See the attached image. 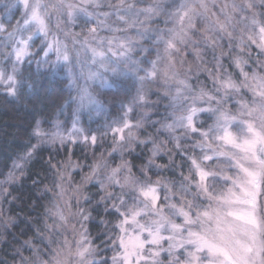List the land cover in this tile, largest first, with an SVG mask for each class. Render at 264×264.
<instances>
[{
    "label": "snow or ice",
    "instance_id": "1",
    "mask_svg": "<svg viewBox=\"0 0 264 264\" xmlns=\"http://www.w3.org/2000/svg\"><path fill=\"white\" fill-rule=\"evenodd\" d=\"M142 2L80 0L77 4L68 0H0L7 17L6 21L0 22V47L11 48L5 55L15 57L11 74L0 70V84L9 94L15 95V65L30 55L34 37H48L53 17L58 29L62 22L74 23L81 15L94 17V26L88 32L96 46H89L87 39L83 42L92 54V63H99L104 72H110L114 77L131 74L135 78L133 83L139 84L136 95L126 106L120 126L111 128L114 138L119 137L115 143L122 145L127 141L131 147L135 140L154 145L151 158L139 169V175L132 171L128 161L122 160L107 170L100 181V189L104 192L100 202L106 205V212L116 215L112 224L114 231L105 242L114 253L110 257L111 264H264V60H255L251 73L246 70L252 59V46L264 57V0H229L223 4L217 0H152L146 7H138ZM105 6L108 11H99ZM14 12H20V18L12 24ZM113 17L115 21L109 24ZM161 17L165 18L164 29L150 27ZM233 20L237 23L247 21L239 28L238 34ZM198 21L207 23L198 27ZM33 26L34 30H31ZM137 26L142 29L136 32L138 39L128 36L127 30ZM100 30L125 35L104 37L98 34ZM25 32L29 33L26 38L23 36ZM147 39L157 48L162 44L163 53L157 51L156 58L148 61L150 66L141 67L140 62L132 60L130 53ZM225 39L227 51L220 43ZM54 46L57 61L70 63L67 46L62 49L58 39L46 45L44 56L47 57ZM233 48L237 50L234 55ZM208 49L212 50L216 61L215 73L200 67ZM217 49H220L219 55ZM141 50L148 51L146 48ZM108 53L116 59H111ZM189 56L193 60L190 61ZM225 56L239 70L241 79H233L230 73L222 77L221 61ZM161 61L164 62L163 68L159 67ZM178 65L185 70L184 78H180ZM194 67L196 72H209L214 90L200 88L197 92L193 89L187 74L192 73ZM68 71L71 76V67ZM98 75V72H89L88 78L94 79ZM146 83L155 84L158 89L164 85V97L170 95V83L176 85L174 94L170 95L171 122L166 118L161 129L169 133L183 129L184 135L196 137L195 147L200 149L198 157H189L191 167L188 175L181 173L179 187L160 179L151 180L148 170L160 144L151 137L139 140L132 132L133 128L143 127L139 121L133 124L128 115L133 111V105L147 102ZM233 96L240 97L236 100L235 112L225 107ZM78 98L81 104L85 99L97 103L86 88L80 90ZM198 113H211L214 123L207 128L198 126L195 122ZM54 126L59 129V122ZM33 135L40 139L50 135L53 143L56 139L64 141L59 131L45 133L39 122ZM68 138L71 139V133ZM96 139L95 135L91 136L93 144ZM36 147L32 145L23 158L31 157ZM14 167L22 165L15 164ZM101 168L107 169L103 158L82 177L83 183L77 189L94 179L99 180ZM12 178L10 173L8 180ZM59 178L64 180V174L61 173ZM161 186L165 190L163 197L160 195ZM54 188L59 189L55 194L62 197V186L57 183ZM46 211L53 220L46 225L49 233H59L63 239L49 235L45 238L43 251L26 241L25 244L33 250V257H25L21 252L20 264H109L108 259H96L100 246L94 244L83 224V231L73 247V242L64 234L68 217L58 205ZM78 215L82 221L91 218L84 208L79 209ZM101 223L107 228L109 222Z\"/></svg>",
    "mask_w": 264,
    "mask_h": 264
},
{
    "label": "rangeland",
    "instance_id": "2",
    "mask_svg": "<svg viewBox=\"0 0 264 264\" xmlns=\"http://www.w3.org/2000/svg\"><path fill=\"white\" fill-rule=\"evenodd\" d=\"M68 2L78 4L80 0H68ZM217 2L223 4L225 2H229V0H217ZM108 10L109 9L106 6L99 9V11ZM89 11H92V9H89ZM19 18L20 12H14L11 23L15 24L16 20ZM94 19V17L89 18L81 15L76 19L74 23L62 22L58 29L55 27L56 21L53 17L49 25L50 31L48 37L45 38L42 35L34 37L29 48L30 55L25 57L23 60V62L25 60L32 61L38 70L45 71L50 76L65 79L66 87L68 90V98L67 102L63 105L61 110L56 113L53 119L48 121L47 124L44 123L43 119H37L27 142L26 150L13 160L9 171L7 172L5 177L0 180V248L2 244L6 242L12 243L7 238V234L11 231V225L14 222L10 207L14 204L15 200L10 191V186L18 183L21 177L25 174L27 162L32 156L27 160H25L23 157L24 154L31 148V146L37 145L35 150L38 147L44 146L49 149V152L54 151L56 147H61L62 145H68L69 149L77 146V148L79 147L78 149L81 148L85 153L86 160L79 161L77 158L68 155L67 157L59 161H52V170L47 177H44V196L41 198L42 208L40 210L42 213V219L37 225L36 236L33 240L29 239L20 241L19 245H14L12 243L13 245L11 246V254L14 255L16 259H12L11 261H9L11 264H20L21 252L25 257H33V250L32 248H29L27 244H25L26 241H31L32 245L43 251L46 244L45 238L49 235H53L54 239H63V236L59 233H49L46 227L47 224H51L53 222V220L49 216V213L46 211L47 209L52 208L53 205H58L63 211L64 215L68 217L69 223L67 226V231L64 232V229H61V232H64V234L67 235L69 241L73 242L74 247L75 240L79 239V233L83 231L81 224H83V226L87 228L88 221H82L81 217L78 215L80 208H84L88 211L90 204H86V201L89 199L87 188L89 186L97 187L99 194L94 200V205L99 202L105 208L106 205L103 202H100L101 197L104 195V192L100 189V181L103 180L107 170L116 167L122 162V160L128 161L130 164L131 156L134 154H138L142 156V162L137 161V169L136 171H134V173H137L139 175V169L142 166L148 164V161L151 158V152L154 147L152 142L141 144L137 143L134 140L131 144V147H128L127 141H125V143L122 145H117L115 143V141L119 137L116 136L114 138L111 128L120 126V121L124 116L126 106L131 103L132 98L136 95V89L139 87V84L133 83L135 78L131 74L128 76L114 77L112 73L104 72V70L100 68L99 63H92V54L87 50V47L83 42L85 41V39H87L89 46H96V41L90 37L88 32V29L94 26ZM140 19H143V16H141ZM164 19V17H161L159 19V24H151L150 27H158L164 29ZM6 20L7 17L4 15L3 5L0 4V22H4ZM86 20H88L89 22L86 23ZM113 21H115V17H113L109 21V24H112ZM205 23L207 22L198 21V27H203ZM243 23H247V21ZM243 23H237V20L232 21V24L236 26L237 34L239 28L243 27ZM168 26L170 27L171 25ZM119 27L123 28L124 26L119 25ZM31 30H34V26ZM139 30H142L139 28V26H137L136 28L128 29L127 35L133 37L134 39H138L136 37V32ZM28 34V32H25L23 33V36L26 38ZM98 34L104 37H111L113 35L123 37L125 35V33L123 32L113 33L107 30H100ZM54 39H58L60 41V46L62 49L64 45L67 46V51L70 56V63H65L63 60L57 61L55 46L53 50L48 53L47 57L44 56L43 50H46V45L52 42ZM220 43L224 45L223 50L227 51V39L220 41ZM235 43L236 41H233V44ZM201 47L203 48V44H201ZM142 48H146L148 49V51L145 53L141 50ZM10 51L11 48L0 47V70L4 71L6 74H11L13 65L15 63L14 55L9 57H6L5 55ZM157 51H160L162 54L163 45L161 44L157 48V46H155L150 39H147L138 44L135 50L130 53V56L133 61L140 62L141 67H149L150 65L148 64V61L154 60L156 58ZM219 51L220 49H217V55H219ZM236 51L237 50L233 48L232 54L234 55ZM108 55L111 59H116V57H111V53H108ZM225 57H227L231 62V59L228 56ZM258 58L264 60V57L259 55L258 57H256V59L252 58L253 62ZM188 59L191 61L193 60V57L189 56ZM22 63L15 65L17 68L16 93L17 87L19 85L17 76L20 73ZM215 63L216 61L213 59L212 50H206L203 60L200 63V67H206L208 69H211V71L215 73L217 71V69L214 67ZM222 63L223 62L221 61V64ZM250 66L253 69L254 63H251ZM69 67H71L72 69L71 76L69 75L68 71ZM159 67H164L163 61H161ZM178 69L180 72V78H184L186 75L184 68H180L178 65ZM246 70L248 71V67L246 68ZM232 71L226 70V68L223 67V64L220 68L222 77L225 73H230L233 76L234 70ZM89 72H98L100 73V75H98L94 79H89ZM249 72L251 73V71ZM203 73L212 80L213 84L212 76L209 75L208 71L196 72L194 67L193 72L187 74L189 77V82L193 86V89L197 92L201 88V86L198 84V79L199 76ZM118 87L127 91V96L125 98L112 100V98L108 94V91L114 90ZM175 87L176 85L174 83H170V95L174 94ZM84 88L88 90V92L97 103H90L87 99L84 100L83 104L80 103L78 94L80 90ZM164 90V85H161V87L158 89L155 84L146 83L144 85V92L147 96V102L145 104L133 105V111L129 113L128 119L133 124L138 121L143 124V127L141 128L132 129V132L136 138H138L139 140H146L151 137L157 144H160V150L158 151V154L154 158H152L153 164L152 167L148 170V176L151 177L152 181L160 179L163 183L171 182L170 186L174 185L175 187H179V184L182 180L181 174L180 178L178 176V179L173 182L168 180V178H165L161 172L165 169H174V171L178 172V164L174 161V156L177 153H180L185 155L188 159L186 171L183 173L184 175H188L189 168L191 167V161L189 157H198L200 155V149L195 147L196 137L184 135L183 129H177L174 133H169L161 129V123L164 122L166 118L168 122H171L170 113L173 111L170 106V95L169 97H164ZM0 92H5L12 97L16 96V93L15 95L9 94L6 87L2 84H0ZM239 98L240 97L233 96L228 100L225 107L235 112L237 107L236 100ZM198 106L203 107L206 105ZM37 122H39L40 128L43 129L45 133H53L59 131L63 135L64 141L61 142L60 139H56L53 143L50 135H46L42 139L34 136L33 132L37 126ZM56 122H59V129L54 126ZM195 122L198 126L207 128L209 125H212L214 123V117L211 115V113H198L197 117L195 118ZM158 129H160L159 132L157 131ZM232 131L235 132V128H233ZM69 133H71V139L68 138ZM93 135H95L97 138L95 144L91 142V136ZM85 137H88L89 139L85 140ZM114 148H116V151H113ZM35 150L33 151V154ZM141 152H143L144 154H140ZM102 158L107 165V169L101 168L99 170L100 179H94L92 182L84 184L82 187L77 189V186L83 183L82 177L87 175L90 172L92 166ZM164 158V161L161 160ZM15 164H20L22 165V167L15 168ZM53 165L55 167H53ZM10 173L13 174V178L9 181L8 177ZM61 173L64 174V180H61L59 178ZM57 183H59L64 189V194L62 197H59L55 194L59 191V189L54 188V185ZM46 189H53V191H47ZM160 195L161 197L165 195L163 186H161ZM77 200H79V204H77ZM101 221L109 222L107 228L104 224L101 223ZM115 221L116 215L114 213L112 219L102 218L100 220V233L102 234L103 241L96 244L99 245L101 249L96 256V259H108L109 264H111L110 257L114 253L112 248L110 246H107L105 242L107 240V236L111 235L114 231L112 229V224H114ZM73 225L75 226L74 231ZM89 236L92 238L90 234ZM17 250H19V252Z\"/></svg>",
    "mask_w": 264,
    "mask_h": 264
},
{
    "label": "trees",
    "instance_id": "3",
    "mask_svg": "<svg viewBox=\"0 0 264 264\" xmlns=\"http://www.w3.org/2000/svg\"><path fill=\"white\" fill-rule=\"evenodd\" d=\"M111 2L115 3V0H111ZM150 3H152V0H143L138 7H146ZM159 23L160 21L156 20L152 24ZM258 56L259 50L252 46L251 57L256 59ZM222 62L226 70H234L233 79L239 80V71L230 60L223 57ZM251 63H253L252 59L249 62L248 71L252 70ZM17 78L19 85L15 97L0 92V180L9 171L13 160L26 150L27 142L37 119H43L44 123L47 124L61 110L68 98L66 80L50 76L47 72L38 70L32 61L25 60L22 63ZM198 84L205 90L214 89L212 80L204 73L199 76ZM108 94L112 100H116L125 98L127 91L118 87L109 90ZM78 148L74 146L69 149L68 145H62L49 152V149L44 146L38 147L27 162L25 174L18 183L10 186V191L15 200L10 207L14 222L7 238L14 245H19L20 241L33 240L36 236L37 225L42 219L40 210L42 208L41 198L44 196V177L50 174L52 161H59L68 155L77 158L79 161L86 160L85 153L81 148ZM140 154L144 153L141 152ZM161 160L164 161L165 158ZM137 161L142 162V156L132 155L130 164L133 172L137 169ZM174 161L178 164V172L174 169H165L161 172L165 178L173 182L178 179V176L180 178V174L186 171L188 165L187 157L180 153L174 156ZM87 190L89 199L86 204H90L88 212L91 216L87 228L94 244H98L103 241L100 233V220L102 218L112 219L113 214L110 215L106 212L100 203L94 205V200L99 194L96 186H89ZM12 243L2 244L0 264H11L9 261L16 259L11 254Z\"/></svg>",
    "mask_w": 264,
    "mask_h": 264
}]
</instances>
